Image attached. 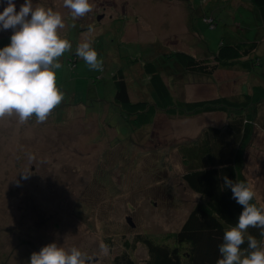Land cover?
<instances>
[{
	"label": "rangeland",
	"instance_id": "obj_1",
	"mask_svg": "<svg viewBox=\"0 0 264 264\" xmlns=\"http://www.w3.org/2000/svg\"><path fill=\"white\" fill-rule=\"evenodd\" d=\"M90 2L92 11L73 19L64 0H32L34 8L62 15L60 35L72 48L54 69L65 98L45 122L35 116L23 124L16 115L0 119V264H29L32 253L50 243L69 252L75 247L94 264H115L126 251L143 263L149 250L138 237L180 230L201 200L184 179L183 149L212 127L221 130V145L239 146L225 132L231 109L193 117L159 109L146 125L121 114L114 100L116 71L124 70L132 99L152 103L147 61L156 63L176 99L240 96L264 85V28L250 0ZM23 3L15 0L17 12ZM6 6L0 0V12ZM13 31L0 30V48L10 44ZM238 40L259 41L243 59L253 63L250 69L218 68L205 75L173 64L172 54L181 50L215 61L223 42ZM85 41L103 71L89 70L76 55ZM246 113H252L254 129L242 173L264 208V99Z\"/></svg>",
	"mask_w": 264,
	"mask_h": 264
},
{
	"label": "trees",
	"instance_id": "obj_2",
	"mask_svg": "<svg viewBox=\"0 0 264 264\" xmlns=\"http://www.w3.org/2000/svg\"><path fill=\"white\" fill-rule=\"evenodd\" d=\"M258 9L264 28V0H250ZM9 37V36H8ZM5 38H1L4 40ZM259 41L223 42L215 53V61L210 57L198 58L186 51H176L174 63L193 73L212 75L218 68L240 66L243 70L253 65L250 60H243L257 50ZM171 57V56H170ZM73 58V57H72ZM173 59V58H172ZM75 65L78 60L73 58ZM71 64V63H69ZM150 76L151 89L156 100L131 98L127 77L124 70L116 71L113 79L116 85L115 104L121 114L134 115L133 119L141 125L150 124L157 111L163 110L168 115L193 117L203 113L227 112L234 110V115L226 127V133L239 143L237 148L221 145V130L212 127L202 137L189 146H184L183 156L188 171L184 175L186 183L193 191L201 195V200L190 213L180 230L162 235H144L138 239L149 250V258L137 263L128 251L115 257V264H217L220 259L218 246L223 242L226 229L236 226L243 211L241 205L232 199L230 189L221 190L222 177L227 175L234 182L247 183L242 169L244 150L253 134L254 118L246 113L253 105L264 99V85H258L251 92L240 96H223L212 99L192 100L176 99L171 94L159 67L154 61L144 65ZM246 113V114H245ZM183 147V148H184ZM248 184V183H247ZM250 203L262 206L253 198ZM252 235L258 242L264 237L259 228H249L245 234ZM247 249V239L242 251Z\"/></svg>",
	"mask_w": 264,
	"mask_h": 264
},
{
	"label": "clouds",
	"instance_id": "obj_3",
	"mask_svg": "<svg viewBox=\"0 0 264 264\" xmlns=\"http://www.w3.org/2000/svg\"><path fill=\"white\" fill-rule=\"evenodd\" d=\"M64 6L71 10L73 19L93 8L90 0H64ZM64 28L62 15L51 8H34L32 0H25L17 12L15 0H7L0 12V30L14 31L10 44L0 48V119L16 115L23 124L35 116L38 123H43L64 100L54 71L62 67L59 58L72 48L70 41L60 35L59 30ZM76 55L89 70L103 71V61L89 42L79 44ZM24 174L27 179L30 171ZM222 180L221 190L230 189L232 199L243 211L236 226L223 234L217 264H264V247L252 235L245 236L249 228H259L264 236V208L250 203L256 196L251 184L234 182L227 175ZM246 239L247 249L242 251ZM101 250L107 255L106 246L101 245ZM29 264H94V258L75 247L69 252L50 243L33 252Z\"/></svg>",
	"mask_w": 264,
	"mask_h": 264
},
{
	"label": "water",
	"instance_id": "obj_4",
	"mask_svg": "<svg viewBox=\"0 0 264 264\" xmlns=\"http://www.w3.org/2000/svg\"><path fill=\"white\" fill-rule=\"evenodd\" d=\"M129 222L131 223V225L135 226V223L133 222V219L131 217L129 218Z\"/></svg>",
	"mask_w": 264,
	"mask_h": 264
}]
</instances>
